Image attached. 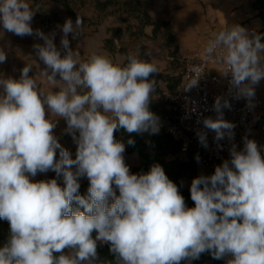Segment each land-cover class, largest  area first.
I'll return each mask as SVG.
<instances>
[{"label":"clouds","instance_id":"1","mask_svg":"<svg viewBox=\"0 0 264 264\" xmlns=\"http://www.w3.org/2000/svg\"><path fill=\"white\" fill-rule=\"evenodd\" d=\"M33 15L28 0H0V23L8 32L33 35ZM82 25L79 16L75 24L68 19L62 25L63 56L52 37L36 32L44 40L43 46H34L37 56L51 69L43 74L59 91L41 90L29 76L31 64L19 80L0 79L5 93L0 96V219L9 222L11 232L8 244L0 248V264H94L98 241L109 243L122 264H180L205 251L215 259L230 253L234 259L229 264H264V158L257 143L245 139L244 150L233 146L231 160L217 166L213 175L192 180L193 208L186 207L159 164L146 174H130L125 145L114 131L158 133L159 118L149 110L156 83L149 77L158 69L134 55L114 62L94 52L81 60L67 37L79 33ZM262 52L260 37H250L237 25L215 33L202 56L231 74L237 98H252V85L264 78ZM5 61L0 50V63ZM198 79L189 81L186 90ZM45 106L66 119L78 145L75 159L53 135L56 125L46 118ZM221 107L217 98V118L203 121L216 140L224 138L225 130L229 138L233 135L234 125L223 119ZM198 136L207 146L206 134ZM49 169L63 175L64 187L56 179L32 182L27 175ZM85 175L90 180L87 197L78 194V178ZM66 248L74 249V255L63 254Z\"/></svg>","mask_w":264,"mask_h":264},{"label":"crops","instance_id":"2","mask_svg":"<svg viewBox=\"0 0 264 264\" xmlns=\"http://www.w3.org/2000/svg\"><path fill=\"white\" fill-rule=\"evenodd\" d=\"M256 0H152L150 18L152 22L156 23V33L165 39L164 47L161 49L159 55H153V51L147 49L145 56L154 64L160 73L171 74L175 77V71L172 69V64L176 61H181L191 57V55L198 50H204L208 41L213 38L214 34L223 29L224 26H240L246 29L250 37L258 35L261 43L264 44V26L262 21L257 17L258 12L254 8ZM163 23H168L171 26L174 42L170 44L165 35ZM33 35L18 36L12 32H8L0 23V50L6 54V61L0 63V79H16L21 78V71L27 65L31 64V71L29 76L36 79L41 90L59 91V87H55L48 80L43 72H48L50 69L45 67L42 60L39 59L36 53L34 25L31 23ZM154 33L153 27H149ZM263 33V35H262ZM146 36L148 28L145 30ZM130 55V53H129ZM162 55H166L163 58ZM140 58V55H134ZM261 64L264 65V52L261 53ZM110 59L114 62H126V56L122 54H110ZM56 80L60 81L59 74L56 75ZM165 88L164 84H160ZM255 95L252 98H247L249 102L254 103L259 110V119L252 124L251 133L248 140H254L257 143L261 157L264 158V78L257 84L252 85ZM4 89L0 86V96H3ZM157 101V97H152ZM46 109V118L51 119L55 123L53 135L57 138L60 145L67 149L71 158L75 159L78 145L74 139L73 132L68 131L66 119L54 116ZM75 137H79V131L74 130ZM125 145V144H124ZM244 150V149H243ZM242 150V151H243ZM125 164L129 167L130 174L132 170L139 166V156L136 152L130 150L125 145L123 153ZM59 149L56 150L55 159L59 160ZM194 158L197 160L196 156ZM179 159L181 161H188V157H182L179 154L170 156L167 160L171 161ZM72 171H76V166L72 167ZM197 171L199 176H206L207 170L197 162ZM29 175L32 182L36 180H48L50 175L58 177L60 182H64L63 175H57L54 170L49 169L46 172H37L35 176ZM79 183L85 188L89 189L90 180L87 176L79 177ZM116 196H119V190L112 185ZM184 188L189 189V182H184ZM111 199V198H110ZM104 244V242H100ZM74 255V254H73ZM222 259L230 262L234 257L229 253L225 254ZM193 258L182 260L180 264H192ZM206 264H211L207 262Z\"/></svg>","mask_w":264,"mask_h":264},{"label":"built area","instance_id":"3","mask_svg":"<svg viewBox=\"0 0 264 264\" xmlns=\"http://www.w3.org/2000/svg\"><path fill=\"white\" fill-rule=\"evenodd\" d=\"M202 53L203 50L195 51L184 60L182 80L177 89L163 90L162 96L169 101L170 114L159 118L158 134L168 135L178 143L180 156L187 158L193 152L201 166L207 171H215L224 161L231 160L233 146L236 151L244 149L245 139H249L251 126L259 119L260 110L247 97L237 98L231 74H223V66L214 59H204ZM197 78V84L186 90L188 82ZM217 98L221 100L223 119L234 125L231 138L225 130L224 138L216 140L215 131L204 126L205 119L217 118L214 108ZM225 102L230 107H223ZM198 133L206 134L207 146L200 142Z\"/></svg>","mask_w":264,"mask_h":264},{"label":"trees","instance_id":"4","mask_svg":"<svg viewBox=\"0 0 264 264\" xmlns=\"http://www.w3.org/2000/svg\"><path fill=\"white\" fill-rule=\"evenodd\" d=\"M37 4L41 2H52L58 4L63 7V9L71 16H74L73 9L69 0H34ZM95 4V9L99 12L106 13L110 7L116 5V0H93ZM254 8L258 12L257 17L262 21L264 26V0H256L254 3ZM143 26L145 28L152 26L154 31H156V23L152 22L150 16H144ZM163 27L165 29V35L168 39V42L172 44L174 42L173 32L170 24L163 23ZM145 30V29H144ZM143 35L146 37V34ZM263 35V33H262ZM261 41V39H260ZM110 44V52H115L113 40H109ZM119 53L127 57L129 53L124 50H119ZM148 60L145 56L144 50L142 49V53L140 55V59ZM151 63V62H150ZM158 69V68H157ZM176 77V76H175ZM175 77L171 76V74L160 73L159 70L157 73H153L150 75L149 80H155V91L150 97L149 110L154 113L158 118L164 117L167 114H170V111L167 110L169 106V101L162 96L163 90L174 91L177 89L181 80H175ZM176 81V83H175ZM164 84L165 88H162L160 84ZM152 97H157V101L153 100ZM114 137L118 142H121L127 145L131 151L136 152L139 156V166L134 168L131 174H146L150 171L151 167L155 164H159L165 171L166 176L178 187V191L180 195L183 196L185 205L188 208L195 207L194 201L191 199V183L194 178L199 177L197 171V162L194 158V153L191 152L188 155V161L184 162L179 159H174L168 161L167 159L170 156H173L178 153L180 150V145L176 142H173L172 139L165 134L143 132V133H128L123 128H118L114 131ZM133 140L134 144H129V140ZM215 171L209 170L205 177H210L214 174ZM56 179L59 186L64 187V182H60L58 177L55 175H50L48 180ZM44 180L38 179L36 182H41ZM45 181V182H46ZM189 182V189L184 188V182ZM79 183V178H78ZM80 184V183H79ZM119 190V189H118ZM78 194L84 197L89 195L88 190L85 189L81 184L78 190ZM112 200H109L111 203ZM73 209L78 207L77 203L73 201L72 203ZM83 211V208H80ZM93 238H95V231L92 233ZM11 236L10 232V224L7 220L0 219V248L6 246L9 242ZM75 251V250H74ZM97 253L98 259L94 262V264H122V262H118L117 258L110 252V244L104 243L101 244L99 241L97 242ZM61 253H54V256H59ZM207 262H211V264H229V262L224 259H215L213 258L211 252L205 251L201 253L198 259H194L192 264H206Z\"/></svg>","mask_w":264,"mask_h":264},{"label":"rangeland","instance_id":"5","mask_svg":"<svg viewBox=\"0 0 264 264\" xmlns=\"http://www.w3.org/2000/svg\"><path fill=\"white\" fill-rule=\"evenodd\" d=\"M116 1V5L102 13L95 9L93 0H69L74 12V16H71L58 4L46 1L37 4L34 0H28L34 12L31 23L34 25L36 45H44V40L36 35L39 31L53 38V43L63 56L65 49L61 45L64 35L62 25L68 19L75 24L79 16L83 20L82 27L77 30L79 33H69L67 38L69 47L79 52L81 60H86L94 52L110 58V54H121L119 50L127 51L130 55H141L142 49H149L153 51V55H159L165 39L156 31L152 33L149 28L152 26L147 27L150 36L143 35L147 28L143 26L142 21L145 15L150 16L152 0ZM110 39L113 40L115 52L109 51ZM162 57L166 58V55ZM181 68V61L172 64L176 74L175 80L180 79ZM74 252V249L69 248L63 250L65 255H73Z\"/></svg>","mask_w":264,"mask_h":264}]
</instances>
